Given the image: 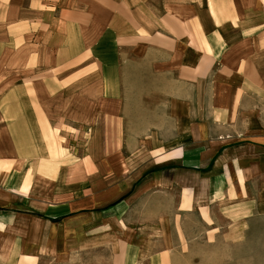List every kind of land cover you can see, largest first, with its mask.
<instances>
[{
    "label": "crops",
    "instance_id": "1",
    "mask_svg": "<svg viewBox=\"0 0 264 264\" xmlns=\"http://www.w3.org/2000/svg\"><path fill=\"white\" fill-rule=\"evenodd\" d=\"M179 212L264 222V0H0V264H172Z\"/></svg>",
    "mask_w": 264,
    "mask_h": 264
},
{
    "label": "rangeland",
    "instance_id": "2",
    "mask_svg": "<svg viewBox=\"0 0 264 264\" xmlns=\"http://www.w3.org/2000/svg\"><path fill=\"white\" fill-rule=\"evenodd\" d=\"M126 69V68H125ZM142 67V74L146 75ZM156 78H146L145 76L133 77L123 74L119 78L120 85L123 86H152L159 85L160 81H153ZM142 86V87H143ZM140 94H135V108L130 110L133 114L130 130L134 134L147 132L150 125L146 122L155 119H148L146 108L151 105L143 103ZM129 111V112H130ZM160 109L154 110L158 115ZM157 122V121H156ZM155 201H158L156 198ZM162 209V208H161ZM147 213L154 217L158 207H145ZM145 212V211H144ZM177 220H168L164 224L151 221L148 237L151 240V248H158L162 245L158 237L162 235L166 242V248L173 251L172 258L168 262L172 264H264V222L261 220H251L241 225L225 226L214 219V223L207 217L206 213L200 212L198 215L179 212ZM145 240H148L146 236Z\"/></svg>",
    "mask_w": 264,
    "mask_h": 264
}]
</instances>
